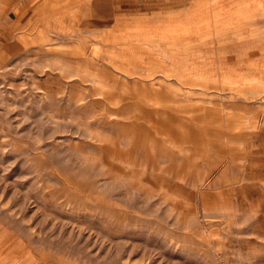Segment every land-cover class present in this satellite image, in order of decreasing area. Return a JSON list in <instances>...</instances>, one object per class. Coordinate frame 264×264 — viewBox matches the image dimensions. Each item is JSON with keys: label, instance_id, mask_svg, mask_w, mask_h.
Masks as SVG:
<instances>
[{"label": "rangeland", "instance_id": "rangeland-1", "mask_svg": "<svg viewBox=\"0 0 264 264\" xmlns=\"http://www.w3.org/2000/svg\"><path fill=\"white\" fill-rule=\"evenodd\" d=\"M31 2H0L4 264H264V0H37L14 36Z\"/></svg>", "mask_w": 264, "mask_h": 264}, {"label": "bare ground", "instance_id": "bare-ground-1", "mask_svg": "<svg viewBox=\"0 0 264 264\" xmlns=\"http://www.w3.org/2000/svg\"><path fill=\"white\" fill-rule=\"evenodd\" d=\"M37 5V0H32V2L29 4V6L27 7V9L25 11H15V21L13 23V25L11 26V28L9 29L10 33H12L14 36L15 34L17 33V31L20 29V23H21V20L26 17L27 15H29L31 13V11L36 7ZM11 10L8 9L7 12H11L9 11ZM1 37H2V40L6 43V44H9V35L6 36L5 34H1Z\"/></svg>", "mask_w": 264, "mask_h": 264}, {"label": "crops", "instance_id": "crops-1", "mask_svg": "<svg viewBox=\"0 0 264 264\" xmlns=\"http://www.w3.org/2000/svg\"><path fill=\"white\" fill-rule=\"evenodd\" d=\"M1 3H3V0H1L0 1ZM3 8V13L1 14L2 15V17H5V16H11V15H13V13H15V11H21V9H20V3L19 4H17L16 6H15V8L11 11V12H8V13H4V5L2 6ZM2 232H1V230H0V264H4V262H3V252H2V246H1V234ZM10 260L11 261H13V256L10 258ZM14 263L16 264L17 263V253L15 254V256H14ZM5 264H9V263H7V262H5Z\"/></svg>", "mask_w": 264, "mask_h": 264}]
</instances>
